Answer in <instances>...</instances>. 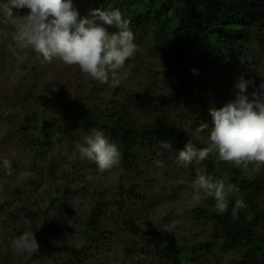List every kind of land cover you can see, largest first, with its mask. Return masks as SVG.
Returning a JSON list of instances; mask_svg holds the SVG:
<instances>
[{
	"label": "rangeland",
	"instance_id": "374dc122",
	"mask_svg": "<svg viewBox=\"0 0 264 264\" xmlns=\"http://www.w3.org/2000/svg\"><path fill=\"white\" fill-rule=\"evenodd\" d=\"M72 4L81 18L92 10H110L77 0ZM29 12L13 9L18 16ZM15 35V26L0 16V264H192V252L203 241L208 247L201 254L202 264H242L247 247L222 250L211 223L221 213L212 197L192 201L193 181L198 169L212 178L220 173L227 181L236 173L262 177V191L255 194L262 203L264 166L256 172L249 165L245 171L219 160L217 154L185 167L178 163V153L189 142L197 149L209 144L212 127L197 133L188 123L190 105L220 108L234 101L241 74L253 82L246 93L249 99L253 92L264 97L260 83L264 50L254 46L255 54L237 52L229 60L197 57V66L182 74L169 48L153 32H143L134 36L140 50L127 62V79L112 87L111 82L94 81L59 59L42 62L34 50L19 48ZM242 55L251 61L241 65ZM120 108L138 125L164 123L165 133L146 152L119 149V165L103 173L78 152L92 130L79 126L45 152L32 140L24 119L41 114L79 119L87 112L108 116ZM187 133L193 141L179 144V136ZM162 141L172 149H161ZM6 160L9 168L4 166ZM225 185L226 190L231 186ZM237 201L243 203L240 210L246 220L252 221L248 203L231 186L228 208ZM93 229L98 232L95 238ZM25 231L34 232L38 253L13 248V241Z\"/></svg>",
	"mask_w": 264,
	"mask_h": 264
},
{
	"label": "clouds",
	"instance_id": "9594fccd",
	"mask_svg": "<svg viewBox=\"0 0 264 264\" xmlns=\"http://www.w3.org/2000/svg\"><path fill=\"white\" fill-rule=\"evenodd\" d=\"M25 8L30 10L28 15H14L13 9ZM0 14L15 26L19 48L34 50L42 57V62L51 63L59 59L67 66H76L92 80L101 84L111 82L112 87L127 79V62L134 59L140 50L134 43L130 21L123 18L119 9H96L88 17L81 18L72 0H0ZM112 27L117 31L110 32ZM239 60L244 65L246 60L251 61V57L242 55ZM251 83L241 74L235 85L239 90L235 100L220 108H209L213 127L208 146L197 149L189 142L184 150L179 151L178 163L187 167L218 154L223 162L242 167L245 171L252 165V170L259 172L264 166V97L253 92L252 99H249L246 93ZM261 89H264V84ZM207 128L208 124L204 123L195 131L202 133ZM84 140L83 145H78L80 157L94 161L101 173L119 165L120 150L102 131L93 129ZM160 148L171 150L172 146L162 141ZM4 166L9 168V161H4ZM193 188V202L212 197L220 213L228 210L227 197L231 186L226 190L223 180L214 181L198 169ZM241 207L243 203L237 201L232 211L234 219ZM13 248L33 254L39 252L40 245L33 231H25L13 241Z\"/></svg>",
	"mask_w": 264,
	"mask_h": 264
},
{
	"label": "trees",
	"instance_id": "16d2710c",
	"mask_svg": "<svg viewBox=\"0 0 264 264\" xmlns=\"http://www.w3.org/2000/svg\"><path fill=\"white\" fill-rule=\"evenodd\" d=\"M77 1L87 6L95 3L101 9H119L123 18L130 21L134 36L153 32L169 48L171 58L182 74L197 66V57L219 56L225 59L227 56L229 60L237 52L248 51L255 54L254 46L264 50V0ZM109 31L116 32L117 29L112 27ZM260 83L264 84V78L260 79ZM211 107L215 106L209 103L190 105L192 117L188 118V123L195 129L204 123L213 127L209 114ZM24 119L30 128L32 140L45 152L63 138L71 137L79 126L87 130H100L119 149L126 148L135 154L146 152L147 148L163 139L165 133L164 123L138 125L127 116L123 108L108 116L87 112L79 119L71 116L47 117L45 114L27 115ZM55 130L57 137L52 135ZM123 131L128 134L125 135ZM192 137L188 133L181 135L178 143L193 141ZM128 168L134 170L131 166ZM213 178L222 179L239 190L253 216L252 221H247L239 209L234 219L232 211L236 203H231L225 213L212 217L211 223L221 238L220 247L226 252L235 251L240 246L247 247L242 264H264V259L261 258L264 256V230L261 228L264 197L262 203H259L255 196L258 191H262V177H241L236 173L234 179L227 181L219 173V176ZM131 187L135 190L133 185ZM93 230L92 236L95 238L98 232ZM197 247L192 252V264H202L201 254L208 245L203 241Z\"/></svg>",
	"mask_w": 264,
	"mask_h": 264
}]
</instances>
